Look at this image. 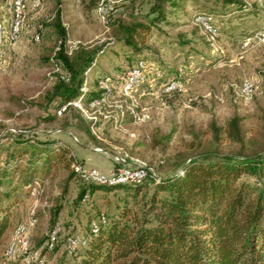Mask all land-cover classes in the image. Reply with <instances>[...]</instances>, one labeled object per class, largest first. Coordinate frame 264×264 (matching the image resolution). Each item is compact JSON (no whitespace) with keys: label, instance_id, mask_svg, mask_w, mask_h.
Wrapping results in <instances>:
<instances>
[{"label":"rangeland","instance_id":"rangeland-1","mask_svg":"<svg viewBox=\"0 0 264 264\" xmlns=\"http://www.w3.org/2000/svg\"><path fill=\"white\" fill-rule=\"evenodd\" d=\"M100 1L41 0L36 7L35 0H24L22 29L12 39V11L0 0V163L10 161L12 150L23 142L30 141L29 147L58 142L68 145L74 160L86 169H96L105 177L115 167L116 153L167 176L200 154L251 155L264 150V44L243 46L247 37L264 27V0H237L241 9L218 0H177L178 6L165 21L151 28L141 54L123 45L121 28L136 20H152L156 0H107L104 19L97 11ZM57 9L68 55L101 50L91 70L84 73L82 87L86 82L87 92L96 93L102 78L112 80L111 96L102 109L111 118L94 125L75 107L57 115L59 98L46 106L41 101L57 78L67 77L53 59L60 43L54 26ZM199 16L209 19L216 37L211 38L197 22ZM138 62L145 68L131 96L138 112L147 109L149 114L140 123L126 113L130 101L121 91L127 73ZM176 80L182 82V90L164 92L165 84ZM244 80L255 88L249 101L230 88ZM88 102L89 98L83 108L93 116L95 109ZM121 110L126 113L122 121ZM233 117L240 119L243 150L223 134ZM113 118L120 123L117 128ZM21 166L18 179L24 182L25 164ZM68 174L62 169L53 170L48 178L38 174L30 194L20 196L0 240V264H80L83 250L69 252L68 238L84 240L90 221L99 213L112 214L122 205L125 192H88L80 199L86 183L77 176L68 181ZM55 228L56 248L46 249ZM22 240L28 241V249L9 256L11 244L19 247Z\"/></svg>","mask_w":264,"mask_h":264},{"label":"trees","instance_id":"trees-1","mask_svg":"<svg viewBox=\"0 0 264 264\" xmlns=\"http://www.w3.org/2000/svg\"><path fill=\"white\" fill-rule=\"evenodd\" d=\"M218 1L241 9L237 0ZM177 6V0H156L151 10L154 20H136L121 28L123 45L141 54L151 28ZM54 19L60 43L53 59L67 77L57 78L41 101L46 106L59 98V110L79 98L83 75L101 50L68 55L59 9ZM97 94L91 92L88 98ZM223 134L242 150L246 146L238 117L226 123ZM27 143L12 150L10 161L0 163V240L10 225L13 206L23 193L30 194L38 174L48 178L53 170L62 169L69 173L68 181L80 178L71 168L75 160L68 145ZM23 163L24 182L18 179ZM85 183L80 199L88 192L111 189H122L125 196L112 214L99 213L90 221L79 247L80 264H264V150L251 155L200 154L172 174H149L136 184Z\"/></svg>","mask_w":264,"mask_h":264},{"label":"built area","instance_id":"built-area-1","mask_svg":"<svg viewBox=\"0 0 264 264\" xmlns=\"http://www.w3.org/2000/svg\"><path fill=\"white\" fill-rule=\"evenodd\" d=\"M41 0H35V6L38 7L40 5ZM5 4L10 6L12 11V21L10 24V37L15 39L21 32L22 24H23V10H24V0H5ZM106 6L107 0H101L98 4V14L100 19H104V15L106 13ZM197 22L204 27L206 31L211 34V38L217 36V31L215 28H212L209 23V19L204 16H199L197 18ZM253 44H264V27L256 32L253 36L247 37L244 42L243 46L248 47L252 46ZM144 64L142 62H138L135 67H133L126 75L124 82L122 84V94L128 98L130 101V105L126 106V113L133 119L134 122L140 123L145 122L146 119L149 118V114H147V109H143L142 113H139V108L137 106L134 107L135 101H133V97L131 93L134 87L139 83L142 77V72L144 71ZM89 70L87 71V73ZM86 82L84 86L81 88V93L79 98L73 102L67 103L63 107H61L57 111V115H62L68 107H75L78 109L82 114H84L92 123L93 125L101 120V119H109L111 118L110 115L105 114L102 109L107 105V98L111 96L112 93V80L110 77L102 78L99 81V97L94 99H89L87 103L90 109H95L93 111V116L87 115V110L83 108V103L88 100V92L86 89ZM182 82L179 80L170 81L165 84L164 92L166 93H174L176 91L182 90ZM231 90L233 93L245 100L249 101L252 99L255 88L253 84L247 80H244L240 85H230ZM91 93V92H90ZM131 106V107H130ZM123 109V108H122ZM125 111L121 110L120 112V120L125 118ZM99 118V119H98ZM119 121L113 118V124L115 128L119 126ZM75 141L76 138H74ZM94 152L96 153H103V151L99 148H94ZM112 160L114 161L115 167L113 171L110 173L109 177L102 176L98 170L96 169H86L81 163L78 161H73L71 164V168L73 171L85 182H96L100 184H108V185H126V184H136L143 182L145 178L150 175H156L152 168L146 167L143 163L139 162L138 160H133L129 158L126 154H119L116 153L112 156ZM1 192V189H0ZM19 232H23V229H19ZM58 234V229H53L47 241V247L50 250H53L56 245V235ZM21 242L20 246L17 247L16 244L12 243L9 247L7 254L9 256H15L20 251H26L28 249V241H19ZM68 249L69 252H73L82 246L83 240L78 236H73L68 238Z\"/></svg>","mask_w":264,"mask_h":264}]
</instances>
